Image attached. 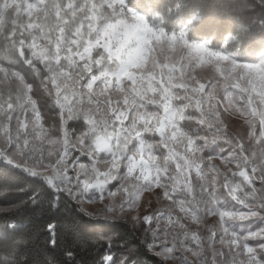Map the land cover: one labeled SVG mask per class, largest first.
Returning <instances> with one entry per match:
<instances>
[{"label": "snow or ice", "instance_id": "6c2138e0", "mask_svg": "<svg viewBox=\"0 0 264 264\" xmlns=\"http://www.w3.org/2000/svg\"><path fill=\"white\" fill-rule=\"evenodd\" d=\"M0 39L31 68L59 117L45 129L33 85L23 72L0 64V154L10 163L67 191L89 216L122 218L133 226L155 221L148 244L154 254L171 259L180 251L202 264L199 257L208 250V264H264L248 243L264 240V226L245 236L227 226L264 218V60L241 63L205 42L187 41L183 33L156 29L125 0H0ZM108 65L116 70L109 72ZM198 68L211 75L201 76ZM226 113L243 119L240 132L229 128ZM81 118L87 130L74 135L67 125ZM185 119H196L204 135H187L180 126ZM145 134L159 139L148 141ZM197 139L223 140L233 150L205 159ZM133 141L137 147L129 155ZM74 152L90 162L73 158ZM117 178L116 190H106ZM221 183L239 210L216 206L211 193ZM153 187L170 201L167 207L130 216L126 209L137 211L141 194ZM178 194L184 198L175 199ZM205 216L218 220L197 230L185 223L190 218L199 225ZM161 236L171 237V246L157 252L154 246L165 243Z\"/></svg>", "mask_w": 264, "mask_h": 264}, {"label": "trees", "instance_id": "16d2710c", "mask_svg": "<svg viewBox=\"0 0 264 264\" xmlns=\"http://www.w3.org/2000/svg\"><path fill=\"white\" fill-rule=\"evenodd\" d=\"M125 2L166 32L184 31L190 40L207 41L229 53L251 56L264 50V33L250 20L256 15L264 21L259 0ZM0 62L32 73L3 39ZM67 127L80 133L86 123L77 119ZM127 247L126 264H166L148 249L143 231L126 221L87 215L68 193L0 159V264H120Z\"/></svg>", "mask_w": 264, "mask_h": 264}, {"label": "rangeland", "instance_id": "374dc122", "mask_svg": "<svg viewBox=\"0 0 264 264\" xmlns=\"http://www.w3.org/2000/svg\"><path fill=\"white\" fill-rule=\"evenodd\" d=\"M259 1L261 4H264V0H259ZM46 2H47V0H46ZM48 2H49V0H48ZM56 2H59V0H56ZM63 2L67 3L68 0H63ZM89 2H93V0H89ZM95 2L99 3V0H95ZM125 5H126V8L132 9L138 13V11L136 9L127 5L126 2H125ZM145 19L148 21V23L152 27H154L156 29H161L159 27L154 26L146 17H145ZM250 20L256 27H259L264 33V21L260 20L259 16L252 15V17L250 16ZM167 33H173V32H167ZM174 33H176V34L183 33L185 39L189 42H197V43L198 42H205L207 47L210 48L211 50L216 51V52H222L224 54L230 55L235 60H237L238 62H241V63H257L261 60H264V50L257 52L256 54L251 55V56L248 55L247 53H229V52H226L222 49L213 48L210 45V43L207 41L190 40V39H188V37L184 31H178V32H174ZM0 64H2V63L0 62ZM10 66L14 67L18 71L23 72L25 80L28 83L33 85L31 95L36 100V102L39 106V109H40L41 114L43 116L42 122L44 123V127H45V129H52L53 125L57 124L58 119H59L58 115H55L58 112V109L56 108L52 98L44 91V89L42 87H40L39 80L37 79V77L33 73L28 74L25 71L21 70L16 65H10ZM107 70L109 72L115 71L116 66L115 65H108ZM196 72L199 73L201 76H205V77H209L211 75V73L207 70V68H198V69H196ZM179 74H180L179 71H177L176 75L179 76ZM157 79H159V77H157ZM202 82L207 83V79L203 80ZM190 115L195 116V113H191ZM224 118H225L226 122L228 123L229 128L232 131L240 132L242 130L243 119L239 117L238 113L237 114L226 113V114H224ZM125 123H127V121ZM180 126H181L182 130H184L187 135H190L192 137H200V136L204 135V129L201 125H199V123L196 119H185L184 121L181 122ZM85 130H87V125H86ZM73 134L75 135V134H79V133H73ZM74 138L75 137H73V139ZM145 139L148 141H154L156 139H159V137L154 136L152 134H145ZM197 144L200 145L199 155L201 157H204L205 159L207 157L225 155L228 152H231L233 150V145L228 144L223 140H217L215 142L205 143L203 140L197 139ZM136 147H137V143H136V141H133L128 146V153L127 154L130 155L136 149ZM154 154L157 157H160L159 151H157ZM76 157H79V160L81 162H90L86 155H81L78 152H74L73 158H76ZM145 158H147V153H145ZM0 159H3L4 161L10 163L9 160L7 158H5V156L2 154H0ZM213 162L218 163V161H213ZM161 163H162V160H161ZM10 164L16 166L15 163H10ZM171 167L172 168L175 167V161L171 162ZM19 168H21V167H19ZM21 169H23V168H21ZM124 171H125V168L122 165V167L120 168V174H123ZM25 172H27V171H25ZM27 173H29V172H27ZM36 176H39V175H36ZM39 177L44 179L42 176H39ZM190 179L192 181V186H193L194 190L196 192H198L199 189L196 186L195 169H193L191 171ZM232 179L234 182H241L242 181V178H240V177H234ZM183 183H184V181L181 180V186H183ZM119 184H120L119 178L111 180L106 185V190L115 191L116 188L119 186ZM256 186L259 187V181L258 180L256 181ZM75 187L79 188L80 185L77 184ZM177 191H179V189ZM64 192L68 193L67 191H64ZM69 195L73 198V196L71 194H69ZM211 196H212V200L215 202L216 206L219 207L220 209L228 210V211H234V210H239L241 208V205L235 199H233V197L229 194V192L223 186L222 183L218 184V186H216L212 190ZM174 198L175 199H183L184 197L182 196V194H178V196H174ZM73 199H75L81 207L79 200L77 198H73ZM115 202L117 204H119V202H120L119 201V194L117 195ZM169 203H170V201H168L167 199H165L163 197L162 190L159 188L153 187V189L151 191H144L141 194V198H140L141 207L137 211H133L130 209H126V211L128 212V214L130 216L136 215L137 213L144 215V214H148L149 212L156 210V209L166 208ZM145 205H148L147 210L145 209ZM185 206L187 207V205H185ZM88 207H89V210H93L96 207H98V205H89ZM81 209H82V207H81ZM178 212H179V208H176L175 212L173 214V219H175V214ZM180 215H183V214L180 213ZM94 217L95 218H97V217L106 218V219H110V220H122V221L128 222L129 224H131V226H133V224L129 220L122 219V218H111V217H104V216H94ZM217 220H218V216L217 217L205 216L202 218V221L199 225H197L195 222L191 221L190 218L186 219L185 223H187L188 226L192 230H197L198 228L203 229L205 225H212ZM155 226H156L155 221H153L151 224L141 223L138 226H133V227L143 231V234L145 235V243H146L147 247H148V244L154 239L152 236V229L155 228ZM227 226L230 228V230L232 232H234L240 236H245L250 232L257 231L259 228H261V226H264V218L251 217V218H247L244 220H233V221H230ZM13 227H14V225H10V228H13ZM159 238L161 240H165V238L163 236H161ZM248 243L256 248L258 258L261 261H264V249H260L259 247H257L260 244H264V240L249 239ZM169 246H171V237H169V240H165V243L157 244L154 247H155L156 251L159 252L161 249L169 247ZM119 248L121 249L122 247H119ZM148 249H149V247H148ZM128 251H129V248L127 247L126 251L123 252V259H122V261H120V264H126V263H124L125 260H129L128 258H130L129 257L130 255H129ZM151 252H153V251H151ZM158 256L161 257L165 261L166 264H173V262H174V264H192V261L185 259V257L183 256V254L180 251H176L175 256L172 257L171 259L162 257L160 255H158ZM208 256H209V252H208V250H205V252L202 254V256L199 257V259L202 261V264H208V259H207ZM106 262L109 263L110 260L106 259Z\"/></svg>", "mask_w": 264, "mask_h": 264}]
</instances>
